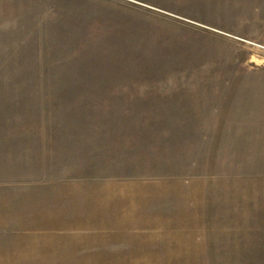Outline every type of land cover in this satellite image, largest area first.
<instances>
[{
  "label": "rangeland",
  "instance_id": "rangeland-1",
  "mask_svg": "<svg viewBox=\"0 0 264 264\" xmlns=\"http://www.w3.org/2000/svg\"><path fill=\"white\" fill-rule=\"evenodd\" d=\"M0 264H264V0H0Z\"/></svg>",
  "mask_w": 264,
  "mask_h": 264
}]
</instances>
